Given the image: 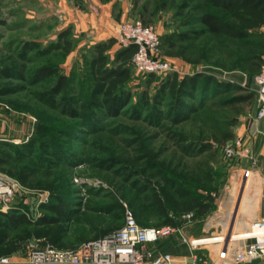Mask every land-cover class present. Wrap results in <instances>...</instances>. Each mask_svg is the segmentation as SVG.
<instances>
[{
	"label": "rangeland",
	"instance_id": "1",
	"mask_svg": "<svg viewBox=\"0 0 264 264\" xmlns=\"http://www.w3.org/2000/svg\"><path fill=\"white\" fill-rule=\"evenodd\" d=\"M202 1L190 0L194 3ZM144 2L142 0L140 4ZM123 4L128 9L125 18H122ZM132 5L133 0H110L107 3L98 0H0V54L10 52L17 55L26 42L46 48L57 41L60 31L69 28L73 50L69 54L54 51L47 56L32 52L26 62L28 71L33 72L42 65L56 67L59 74L69 80L67 98L77 101L88 98L91 86L88 63L92 46L110 38L117 41L120 24L139 19L138 11L131 10ZM93 20L94 25L90 24ZM181 22L182 18L177 16V11L169 8L159 11L150 26L159 36H163L174 34L176 30L185 31L187 28ZM118 45L117 41L114 50ZM158 55L170 63L171 72H203L223 82H236L256 95L254 77L239 72H222L210 66L185 64L179 59L166 57L162 46L159 47ZM145 81L143 74L132 70L131 80L126 86L132 96L130 103L114 118L101 114V122L93 128H86L78 119L69 115L71 106L61 108L57 103L58 98L53 102L54 99L48 101L39 97L51 88L55 77L43 81H33L29 77L25 82L15 81L23 90L0 97V141L27 146L34 139L36 149L33 162L56 165L54 170L64 171L62 175L59 173L62 177L56 187L60 188L62 199L69 203L67 240L74 239L71 233L80 227V220L105 217V207L116 197L125 195L130 199L135 195L137 185L143 184L139 179H124L121 172L123 165H108L106 159L110 156L127 159L136 157L141 160L139 148L145 146L157 152L160 161L192 164L199 160L193 154L182 152L174 134L180 132L193 139L202 130L201 125L193 119L175 124L170 121L163 107H159L160 114L153 117L152 113L144 109L140 100L145 90ZM154 86L148 89L150 96L155 93ZM256 109L255 97L251 106L244 105V112L234 117V137L241 136L250 141L258 135V130L264 132V119L255 118ZM259 135L255 145L249 146L251 156L257 159L255 165L249 160H225L221 150L217 149L211 163L213 183L209 189H199L203 198L211 195V210L205 216H192L189 221L185 213L168 212L177 226L171 234L149 244L150 249L166 252L174 260H188L193 254L216 264L227 263L232 259L234 252L245 241L235 239L224 243L212 242L195 248L191 244L196 239L247 232L251 222L260 218L264 202L261 191L264 146L259 143ZM47 146L49 149L45 151L44 147ZM20 152L26 153L24 149ZM0 177L8 176L0 173ZM247 179L249 185L245 192ZM15 197L19 201V208L32 220L48 214L40 210V205L53 202L49 191L25 187L18 189ZM138 198L143 205L148 204L142 195L138 194ZM143 225L154 228L164 226L163 220L151 211H147ZM41 244L38 240H31L26 250L46 246Z\"/></svg>",
	"mask_w": 264,
	"mask_h": 264
},
{
	"label": "trees",
	"instance_id": "2",
	"mask_svg": "<svg viewBox=\"0 0 264 264\" xmlns=\"http://www.w3.org/2000/svg\"><path fill=\"white\" fill-rule=\"evenodd\" d=\"M98 1L107 3L110 0ZM141 1L133 0L131 10L138 11L139 19L136 20L144 26H150L159 11L173 8L182 18V26L187 28L170 35H158L166 57L179 59L191 66L204 65L222 72H239L250 78L257 75L264 63V0H203L201 3L145 0L140 4ZM69 36L70 29L66 28L57 34V41L46 48L26 42L17 55L10 52L0 54V97L23 90L15 81L25 82L28 77L33 81H43L55 77L51 88L39 97L48 101L54 99L53 102L58 98L61 108L71 106L69 115L86 128H93L101 122V114L114 118L130 103L132 96L126 86L134 70L131 58L136 45L119 44L114 50L117 41L113 38L94 44L88 63L89 96L77 101L67 98L69 80L59 74L56 67L42 65L29 72L26 63L29 54L35 51L37 55L46 56L54 51L69 54L73 50ZM143 75L146 77L145 90L140 100L153 117L159 115L158 108L163 107L175 124L193 119L201 125L202 130L193 139L180 132L174 134L182 152L193 154L199 160L192 164L160 161L159 154L145 146L139 148L141 160L110 156L106 159L108 165H123L124 179H139L143 184L137 185L136 193L130 199L125 195L116 197L105 207V217L80 220V227L71 233L74 239L67 240L69 203L62 199L61 190L56 187L64 171L54 170L56 165L33 162L34 139L27 146L0 141V173L17 180L22 187L49 191L53 201L40 205V210L48 214H42L35 220L30 219L19 204L0 212V257L24 258L31 240H38L42 246L55 250H75L84 242L121 228L126 209L142 227H151L143 225V218L147 211H151L163 220L164 226L172 228L177 224L168 212L201 217L211 210V195L203 198L199 189H209L213 183L211 163L217 149L223 156L224 145L234 138V117L244 112V105L251 106L256 95L236 82H223L198 71ZM153 85L155 93L150 96L148 89ZM6 103L12 104L10 101ZM22 149L25 154L20 152ZM48 149V146L44 147L45 151ZM138 194L148 202L147 205L142 204Z\"/></svg>",
	"mask_w": 264,
	"mask_h": 264
},
{
	"label": "built area",
	"instance_id": "3",
	"mask_svg": "<svg viewBox=\"0 0 264 264\" xmlns=\"http://www.w3.org/2000/svg\"><path fill=\"white\" fill-rule=\"evenodd\" d=\"M117 41L126 46L136 45V52L131 58L135 71L142 74L165 75L172 71L167 60L158 55L160 47L159 36L151 26H144L139 20H130L120 24L117 31ZM256 84L257 109L255 118L264 119V63L254 77ZM223 158L249 160L255 165L250 150L243 137H234L223 147ZM23 187L13 178L0 177V212H6L15 205L16 191ZM264 197V178L262 181ZM189 221L191 213L185 215ZM174 228L142 227L138 225L132 213L126 209L123 226L109 234L79 245L75 250H55L50 246L31 248L23 258V264H216L209 263L204 257L192 255L188 260H174L168 253L155 252L149 244L157 242L162 237L171 234ZM250 235L241 240L246 243L234 252L232 259L222 264H247L259 260L264 264V202L261 216L251 222ZM230 240V239H229ZM227 240V241H229ZM185 241V240H184ZM226 241H220L224 243ZM192 247L209 244H195ZM16 257H0V264H14Z\"/></svg>",
	"mask_w": 264,
	"mask_h": 264
},
{
	"label": "crops",
	"instance_id": "4",
	"mask_svg": "<svg viewBox=\"0 0 264 264\" xmlns=\"http://www.w3.org/2000/svg\"><path fill=\"white\" fill-rule=\"evenodd\" d=\"M127 8H126V6L123 4L122 5V18H125L126 17V15H127ZM93 17V16H92ZM98 21H99V23H101V20H100V18L98 19ZM90 24H92V25H94V20L92 21V22H90ZM189 72V71H188ZM188 72H185V73H188ZM258 133V135H259V143L260 144H262V146H264V132H262V131H257ZM257 135V136H258ZM257 136H252L253 138L252 139H250V141H248V140H246L245 138H244V141H245V144L247 145V147L249 148V146H254L255 145V139H256V137ZM250 138H251V136H250ZM252 157V156H251ZM252 159L255 161V164H256V162H257V159L256 158H253L252 157ZM257 172V171H256ZM255 172V174H257ZM263 178H264V175H263ZM263 178H262V181H263ZM248 185H249V180L247 179V182H246V187H245V192H247V190H248ZM261 191H262V187H261ZM244 194V196L246 195V193H243ZM243 196V197H244ZM23 258L22 259H19V258H14V264H23Z\"/></svg>",
	"mask_w": 264,
	"mask_h": 264
},
{
	"label": "bare ground",
	"instance_id": "5",
	"mask_svg": "<svg viewBox=\"0 0 264 264\" xmlns=\"http://www.w3.org/2000/svg\"><path fill=\"white\" fill-rule=\"evenodd\" d=\"M232 217V216H230ZM233 218V217H232ZM234 219V218H233ZM232 222V219H231ZM250 231L243 232L236 235H225V236H217V237H207V238H201L194 240L195 244H207L212 242H220V241H227V240H235V239H242L245 236H249Z\"/></svg>",
	"mask_w": 264,
	"mask_h": 264
},
{
	"label": "water",
	"instance_id": "6",
	"mask_svg": "<svg viewBox=\"0 0 264 264\" xmlns=\"http://www.w3.org/2000/svg\"><path fill=\"white\" fill-rule=\"evenodd\" d=\"M14 204H18L16 201L13 202ZM259 262V260H254L251 263H247V264H257Z\"/></svg>",
	"mask_w": 264,
	"mask_h": 264
}]
</instances>
